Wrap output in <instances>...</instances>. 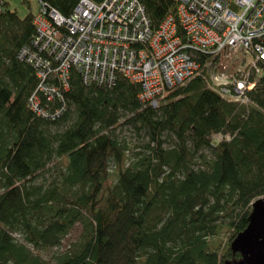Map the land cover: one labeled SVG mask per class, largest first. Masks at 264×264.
I'll return each instance as SVG.
<instances>
[{
    "label": "trees",
    "instance_id": "obj_1",
    "mask_svg": "<svg viewBox=\"0 0 264 264\" xmlns=\"http://www.w3.org/2000/svg\"><path fill=\"white\" fill-rule=\"evenodd\" d=\"M39 1L70 17L80 0ZM140 1L154 29L178 20L177 0ZM39 13L0 0V264L239 260L231 244L264 197V79L249 104L225 97L226 70L197 53L157 107L122 75L86 85L72 67L64 81L55 61L43 79L23 54L39 53Z\"/></svg>",
    "mask_w": 264,
    "mask_h": 264
},
{
    "label": "built area",
    "instance_id": "obj_2",
    "mask_svg": "<svg viewBox=\"0 0 264 264\" xmlns=\"http://www.w3.org/2000/svg\"><path fill=\"white\" fill-rule=\"evenodd\" d=\"M180 1L182 4L180 9L178 8V20L188 31L189 41L193 49H196L192 51L193 60L181 53L173 42V17L165 21L160 31L153 32L140 0H104L102 4L92 0H80L70 17H64L56 9L39 1L40 13L35 19L37 37L34 42L39 53L34 54L28 49L24 50L23 54L30 57V62L35 64L37 69L44 70L40 71L39 75L43 79L52 69V64L44 56L47 53L56 63L60 62L58 71L63 70L59 73L64 81L69 78L70 68L74 67L82 75L85 84H96L95 81L108 84L106 81H110L109 77L115 81L121 73L119 69L125 68L119 67L114 71L110 67L113 63L121 61L124 54L125 59L128 58L130 45L122 38L141 42L140 45L133 44L139 46L138 56L146 53L144 47H141L149 43L158 56L150 51L151 54L147 57L153 66L150 71L147 69L145 74L139 71L138 75L141 74L146 79L144 85L141 84L143 92L146 90L143 101L157 107V97L165 93V90L184 83L198 70L197 53L213 57L215 61L221 58L223 53L237 57L242 53L244 57L241 68L233 74L219 72L214 81L225 97L249 104L246 95L248 90L257 86L256 78L264 76V0ZM190 8L195 9L197 13L192 12ZM163 35L167 37L166 42H163ZM114 37L116 42L107 41ZM105 42L107 45H104ZM171 42L174 44L170 45ZM122 43H125L124 47L121 46ZM135 48L137 47H133L134 50ZM163 50H168L169 62H158ZM249 55L254 58L251 62L247 60ZM43 65L48 68L47 71ZM129 72L125 71V74H137V69H129ZM95 77L98 79H94ZM67 85L68 83L65 86ZM36 105L35 107H38ZM213 138L217 142L228 140V137L221 134Z\"/></svg>",
    "mask_w": 264,
    "mask_h": 264
},
{
    "label": "rangeland",
    "instance_id": "obj_3",
    "mask_svg": "<svg viewBox=\"0 0 264 264\" xmlns=\"http://www.w3.org/2000/svg\"><path fill=\"white\" fill-rule=\"evenodd\" d=\"M9 4H10V7H11V10H14V11H17V13L19 14V16L21 17V18H25L28 14H34V15H36V14H38V12H39V0H26V3H24L25 2V0H6ZM92 2H94V3H97V2H95V1H93L92 0ZM104 2V0L101 2V3H97V4H102ZM141 2V1H140ZM177 2H178V4H179V6H178V8L180 9V7H181V1L180 0H177ZM79 3H80V1H79ZM78 3V4H79ZM142 3V2H141ZM78 4H77V6H78ZM76 6V7H77ZM144 6V5H143ZM76 7H75V9H76ZM105 8V7H104ZM144 8H145V6H144ZM187 8V7H186ZM74 9V10H75ZM191 9V11L192 12H194V13H197V11L195 10V9H193V8H190ZM145 10H146V8H145ZM74 12V11H73ZM147 12V11H146ZM60 13V12H59ZM61 14V13H60ZM62 15V14H61ZM72 15V14H71ZM65 17V16H64ZM169 17H171L170 15L169 16H167L166 18H165V20L162 22V24H161V26H160V28L158 29V30H156V29H154V26L153 25H151V28H152V30H153V32L155 31H160L161 29H162V27H164V23H165V21L169 18ZM177 19L179 18V13H178V15H177V17H176ZM150 20V19H149ZM173 20H174V23H175V34H174V36H175V39H174V41L173 42H175V45H176V47L177 48H179L180 49V52L181 53H184L185 55H187L188 56V59L189 58H191L192 60H193V57H194V55H193V50H196V49H193V45H192V43H190V41H189V35H188V31L184 28V26H183V24L181 23V22H179V20H176L175 18H173ZM116 23V22H115ZM195 25H196V23H195ZM196 26H198V24L196 25ZM96 27H99V26H96ZM168 29H169V31H171V29H170V26L168 27ZM75 34V33H74ZM77 35H78V33H76ZM123 40H125V43H129V47H130V50H129V52H128V58H127V60L125 59V54H124V56H122V58H121V61H119V62H115V63H113L110 67L111 68H113L114 69V71H116V70H118L119 69V67H125V68H127V69H125V68H121V69H119L120 71H121V73H120V75L121 74H123V75H125V76H123L126 80H128V81H131L132 83H134V84H143L144 85V83H145V81H146V79L143 77V75H141V74H139L138 75V73H139V71H142V73L143 74H145L144 72H147L146 70L147 69H149V71L151 70V67L153 66L151 63H150V60L148 59V54L150 53V51H152L153 52V55H155V56H158L157 55V53L154 51V49L152 48V46H151V44H149L148 43V45H145V46H142L141 48H143L145 51H146V53L143 55V56H138L137 55V50H134L133 49V47H138V46H134L133 44H138V45H140L141 44V42L138 40V41H128V40H126V38H122ZM35 40H36V38H34V40L32 41V45L35 47V45H34V42H35ZM113 41V42H116V38L114 37V38H110V39H107V41ZM167 41V37L165 36V35H163V42H166ZM173 42H171L170 43V45L171 44H174ZM110 43H112V42H110ZM125 43H122L121 44V46H123L124 47V44ZM185 44V47H183V45ZM104 45H107V43L105 42L104 43ZM125 46H127V45H125ZM41 51V50H40ZM171 51H172V49H170V55H171ZM120 54H123L122 52H120ZM151 54V53H150ZM153 55H151V57H153L154 58V56ZM170 56H169V54H168V50H163V51H161V55H160V60L158 61V62H160V63H164V62H166V61H168L169 62V60H170V58H169ZM243 54L242 53H240V55L237 57L236 55H230V54H225V53H223L222 54V56H221V58H220V60H219V62H218V66H221L222 67V69H224V70H228V71H230V73H235L237 70H239L240 68H241V66L243 65ZM254 58H253V56L252 55H249L248 57H247V60L249 61V62H251L252 60H253ZM48 60H49V62L51 63V64H54V62H55V60L53 59V58H48ZM128 62V63H127ZM131 62V63H130ZM59 63L60 62H57V66L59 65ZM107 64H108V61L106 62ZM130 63V64H129ZM42 67H45L44 65L42 66ZM72 68V67H71ZM98 68L100 69V71H101V66L99 65L98 66ZM134 69V68H136L137 69V74H125V71H128L129 72V69ZM45 69H46V71L48 70V68H46L45 67ZM112 69V70H113ZM221 69V68H220ZM62 73L63 72V70H60V71H57V73ZM78 72V71H77ZM134 72V71H133ZM59 73V74H60ZM101 73V72H100ZM129 73H131V72H129ZM80 74V73H79ZM81 75V74H80ZM100 75V74H99ZM119 75V76H120ZM101 76L103 77V74L101 73ZM81 77H82V75H81ZM101 77V78H102ZM98 79V77H95L94 79ZM262 79H264V76H262L261 77ZM261 78L260 77H258V78H256L255 79V82H260L261 81ZM106 79V78H105ZM105 79H103V80H105ZM109 79H110V81H106V82H108V84H106V85H109V86H113V84H114V82L116 81H113L112 79H111V77H109ZM82 80H83V83H85V81H84V79H83V77H82ZM87 85V84H86ZM91 85V84H90ZM105 85V86H106ZM143 88V87H142ZM145 88V87H144ZM255 89V88H254ZM249 91V93L251 92V90H248ZM240 93V92H239ZM146 97V90L143 92V93H140V95H139V98H140V100L141 101H143V98H145ZM152 106V105H151ZM214 139V138H213Z\"/></svg>",
    "mask_w": 264,
    "mask_h": 264
},
{
    "label": "water",
    "instance_id": "obj_4",
    "mask_svg": "<svg viewBox=\"0 0 264 264\" xmlns=\"http://www.w3.org/2000/svg\"><path fill=\"white\" fill-rule=\"evenodd\" d=\"M231 249L241 258L225 264H264V197L253 203L249 225L234 239Z\"/></svg>",
    "mask_w": 264,
    "mask_h": 264
},
{
    "label": "bare ground",
    "instance_id": "obj_5",
    "mask_svg": "<svg viewBox=\"0 0 264 264\" xmlns=\"http://www.w3.org/2000/svg\"><path fill=\"white\" fill-rule=\"evenodd\" d=\"M219 60H220V58H218V59L216 60V62H219ZM225 72H227V73H229V74H232V73H230V71H228V70H226ZM95 83H96L98 86H104V85H106L105 82H98V81H95ZM243 100H245V98H243Z\"/></svg>",
    "mask_w": 264,
    "mask_h": 264
}]
</instances>
